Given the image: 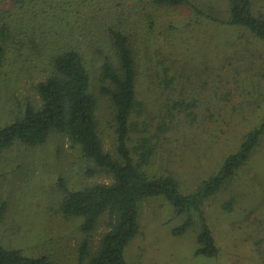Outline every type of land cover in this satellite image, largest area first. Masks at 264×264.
<instances>
[{"label":"rangeland","instance_id":"obj_1","mask_svg":"<svg viewBox=\"0 0 264 264\" xmlns=\"http://www.w3.org/2000/svg\"><path fill=\"white\" fill-rule=\"evenodd\" d=\"M190 1L206 14L216 10L226 16L227 0ZM253 1L254 9L264 12V0ZM139 8L133 14L139 26L133 35L140 56L148 51L160 62V69L167 59L164 65H170L169 75L185 83L188 100L201 97L192 108L196 122L166 133L168 139L160 140L146 170L172 174L183 192H192L259 125L264 115V48L236 30L199 18L190 6L156 9L142 2ZM28 40L13 45L0 69L1 124L10 122L26 101L37 102L35 85L51 68L52 44ZM86 57L96 77L98 62L88 53ZM146 62L150 61L143 59ZM142 81L139 99L145 109L137 121L149 120L151 130L159 134L158 126L169 121L172 104L168 100L176 99L180 92L149 85L146 75ZM110 109L106 100L100 101L105 150L114 144L107 122ZM178 114L174 124L183 118ZM90 166L61 134L52 135L38 147L17 143L6 149L0 156V244L29 256H47L57 264H88V259L78 260L84 239L81 219L63 216L59 204L65 189L112 182L106 173L89 174ZM139 206V231L124 251L130 264H264V137L233 179L204 202L207 222L220 249L218 258L195 256L197 226L183 235L172 234L185 218L163 197L148 198ZM106 230L104 218L89 237L92 252Z\"/></svg>","mask_w":264,"mask_h":264},{"label":"trees","instance_id":"obj_2","mask_svg":"<svg viewBox=\"0 0 264 264\" xmlns=\"http://www.w3.org/2000/svg\"><path fill=\"white\" fill-rule=\"evenodd\" d=\"M131 1L132 4L129 0H0V69L13 45L24 39L34 43L37 38L45 45L52 44L50 71L35 85L37 102L26 101L10 122L0 123V156L14 144L38 147L52 135L61 134L91 165L87 168L89 174L103 172L111 177L109 184L65 189L59 204L63 216L81 219V263L88 259V264H130L124 251L139 231V205L151 197H163L185 218L172 230L173 235L198 227L195 256L216 259L220 249L203 205L249 160L264 137V115L259 125L243 137L238 150L227 155L217 171L199 182L194 191L183 192L172 174H149L146 167L160 148V140L168 139L166 133L172 128H187L196 122L192 108L201 97L188 100L185 83L169 75L171 67L164 65L167 59L160 69V62L154 61L148 51L140 56L133 35L139 26L133 14L142 2L156 9L190 6L199 18L236 30L264 48V12L254 9L253 0H227L225 17L216 10L206 14L192 7L190 0ZM87 53L98 62L96 77L90 72ZM143 59L150 62L143 63ZM144 68L149 85L180 92L179 97L168 100L172 104L169 121L158 126L159 134L151 130L149 120L137 121L145 109L139 99ZM101 100L111 108V120L107 122L114 144L110 150L104 149L102 139ZM178 113L183 118L174 124ZM62 187H66L63 182ZM104 218L107 230L92 252L89 237ZM0 264L57 263L47 256H29L21 249H7L0 244Z\"/></svg>","mask_w":264,"mask_h":264}]
</instances>
